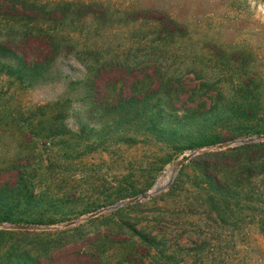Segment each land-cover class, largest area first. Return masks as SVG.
I'll use <instances>...</instances> for the list:
<instances>
[{"label": "rangeland", "instance_id": "1", "mask_svg": "<svg viewBox=\"0 0 264 264\" xmlns=\"http://www.w3.org/2000/svg\"><path fill=\"white\" fill-rule=\"evenodd\" d=\"M0 264H264V0H0Z\"/></svg>", "mask_w": 264, "mask_h": 264}, {"label": "water", "instance_id": "2", "mask_svg": "<svg viewBox=\"0 0 264 264\" xmlns=\"http://www.w3.org/2000/svg\"><path fill=\"white\" fill-rule=\"evenodd\" d=\"M261 141V138L255 136V137H252V138H248V139H238L235 141V144L237 145H244L246 143H251V142H260ZM189 159V158H186V160ZM158 184L153 188L152 192H148V193H145L143 195H140L134 199H132L131 201H125V202H120L118 204H116L115 206H112L109 208V210H113V209H119L123 206H125L127 203L129 202H135V201H141V200H146L148 199L150 196L158 193L161 191L160 188L157 187Z\"/></svg>", "mask_w": 264, "mask_h": 264}, {"label": "bare ground", "instance_id": "3", "mask_svg": "<svg viewBox=\"0 0 264 264\" xmlns=\"http://www.w3.org/2000/svg\"><path fill=\"white\" fill-rule=\"evenodd\" d=\"M161 185H162V184H158V186H157V187H158V188H160V186H161Z\"/></svg>", "mask_w": 264, "mask_h": 264}, {"label": "trees", "instance_id": "4", "mask_svg": "<svg viewBox=\"0 0 264 264\" xmlns=\"http://www.w3.org/2000/svg\"><path fill=\"white\" fill-rule=\"evenodd\" d=\"M250 146H256V144L255 145H250ZM218 178H221V177L218 176Z\"/></svg>", "mask_w": 264, "mask_h": 264}]
</instances>
